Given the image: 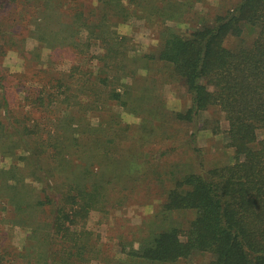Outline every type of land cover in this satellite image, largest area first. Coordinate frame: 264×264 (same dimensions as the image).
<instances>
[{"label": "rangeland", "instance_id": "1", "mask_svg": "<svg viewBox=\"0 0 264 264\" xmlns=\"http://www.w3.org/2000/svg\"><path fill=\"white\" fill-rule=\"evenodd\" d=\"M234 4L0 0V264H153L127 252L152 225L188 226L191 211L159 215L171 171L194 169L197 158L183 143L189 128L167 122L190 100L158 53L165 26L192 30ZM243 29L240 38L250 43L257 29ZM114 88L121 103L109 99ZM65 89L75 92L72 103L59 100ZM197 125L205 167L230 163L220 108L201 110ZM166 148L173 150L160 156ZM102 185L104 197L96 195ZM67 196L78 201L68 204ZM94 199L101 201L85 218L59 224L65 202L70 211ZM209 260L197 252L174 264Z\"/></svg>", "mask_w": 264, "mask_h": 264}, {"label": "trees", "instance_id": "2", "mask_svg": "<svg viewBox=\"0 0 264 264\" xmlns=\"http://www.w3.org/2000/svg\"><path fill=\"white\" fill-rule=\"evenodd\" d=\"M244 27L257 29L250 43L240 38ZM164 29L167 32L158 59L182 81L190 104L184 112H175L172 121L165 116L162 119L189 128L183 143L197 161L194 169L187 168L180 175L171 171L173 184L159 215L167 219L169 213L182 210L193 212V217L187 227L152 225L138 248L127 254L153 264H174L197 252L210 254L208 264H264V137L258 135L264 131V0H235L225 14L192 30ZM230 38L240 40L232 44ZM96 79L106 82V78ZM61 93L64 96L59 100L72 103L75 92L65 89ZM86 99H78L79 106L85 105ZM109 99L120 102L117 89H112ZM98 100H92L93 107H99ZM210 105L224 113L226 145L233 149L232 161L215 167H205L197 144L201 128L197 117ZM172 150L166 148L160 156ZM103 189L105 185L96 195L104 197ZM70 199L73 196H67L68 204L78 201ZM101 200L80 201L76 207L71 204L70 211H65V202L59 208V224L85 218L88 208ZM66 231L70 232L68 227Z\"/></svg>", "mask_w": 264, "mask_h": 264}]
</instances>
